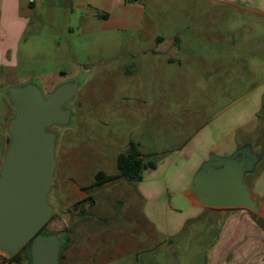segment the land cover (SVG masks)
<instances>
[{
    "label": "rangeland",
    "instance_id": "1",
    "mask_svg": "<svg viewBox=\"0 0 264 264\" xmlns=\"http://www.w3.org/2000/svg\"><path fill=\"white\" fill-rule=\"evenodd\" d=\"M58 1L44 3L22 40L33 53L0 64V90L32 79L49 93L83 76L73 121L60 129L45 228L66 232L62 264H204L213 230L204 221L218 214L193 207L184 190L211 153L231 154L238 141L264 152L263 16L244 0H145L139 30L104 28ZM15 113L0 92V166ZM131 142L154 163L140 180L83 189L100 170L116 173ZM247 180L264 199V159Z\"/></svg>",
    "mask_w": 264,
    "mask_h": 264
},
{
    "label": "water",
    "instance_id": "2",
    "mask_svg": "<svg viewBox=\"0 0 264 264\" xmlns=\"http://www.w3.org/2000/svg\"><path fill=\"white\" fill-rule=\"evenodd\" d=\"M82 78L69 77L49 93L32 79L0 90L16 110L7 120L9 141L0 166V253L7 257L30 242V264H62L66 242L56 233L39 230L56 209L51 196L60 129L73 121L72 102ZM263 159L264 152L254 151L252 141L243 142L231 154L211 153L184 194L197 206L247 208L262 214V201L247 176Z\"/></svg>",
    "mask_w": 264,
    "mask_h": 264
},
{
    "label": "crops",
    "instance_id": "3",
    "mask_svg": "<svg viewBox=\"0 0 264 264\" xmlns=\"http://www.w3.org/2000/svg\"><path fill=\"white\" fill-rule=\"evenodd\" d=\"M244 1L249 4L248 7L252 11L264 18V0ZM58 2V0H0V64L15 65L20 54L27 56L33 53H29L22 40L32 22L41 20L44 3L56 5ZM145 4V0H66L68 7L85 13L83 17L86 21H90L93 16L103 21L104 28L131 26L137 30L141 28L143 17L146 15ZM89 10L91 14H88ZM66 27L72 29L71 25ZM157 40L162 42L163 36H158ZM243 142H236L233 148H237ZM204 158L205 155L200 161ZM253 192L264 207L263 192L259 189ZM189 201L193 207H200L190 199ZM203 208L216 212L219 218L211 219L215 222L204 221V232L211 227L213 229L207 251L205 249L204 264H264V222L260 221L264 219V212L259 214L247 208Z\"/></svg>",
    "mask_w": 264,
    "mask_h": 264
},
{
    "label": "trees",
    "instance_id": "4",
    "mask_svg": "<svg viewBox=\"0 0 264 264\" xmlns=\"http://www.w3.org/2000/svg\"><path fill=\"white\" fill-rule=\"evenodd\" d=\"M154 166L153 162L145 163L143 160V156L141 155L140 150L138 149L137 145L134 142L129 144L128 149L125 152H120L117 158V168L118 171L116 173L108 174L103 170H100L95 175V181L91 184L85 185L83 189L88 190L95 186H101L108 181H112L118 179L122 176L127 177L130 180H140L141 179V172L144 168ZM91 199L92 196L88 195L84 200ZM78 203V202H77ZM49 221V220H48ZM48 221L41 227L39 232L44 234L49 233L46 231V225ZM30 242L25 244L15 255L5 257L7 263L4 264H11L15 262V264H25V261L28 260L30 264L31 260V253H30ZM62 258V253H61Z\"/></svg>",
    "mask_w": 264,
    "mask_h": 264
},
{
    "label": "flooded vegetation",
    "instance_id": "5",
    "mask_svg": "<svg viewBox=\"0 0 264 264\" xmlns=\"http://www.w3.org/2000/svg\"><path fill=\"white\" fill-rule=\"evenodd\" d=\"M64 234H58V237L60 238V239H62V237H64V239H66V241L68 242V237H67V235H66V232H63ZM64 235V236H63ZM67 237V238H66Z\"/></svg>",
    "mask_w": 264,
    "mask_h": 264
}]
</instances>
